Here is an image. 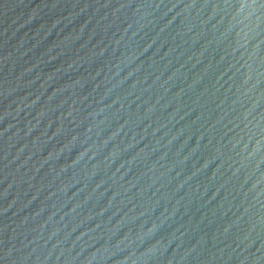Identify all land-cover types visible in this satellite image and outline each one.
Returning <instances> with one entry per match:
<instances>
[{
  "label": "water",
  "instance_id": "1",
  "mask_svg": "<svg viewBox=\"0 0 264 264\" xmlns=\"http://www.w3.org/2000/svg\"><path fill=\"white\" fill-rule=\"evenodd\" d=\"M0 264H264V0H0Z\"/></svg>",
  "mask_w": 264,
  "mask_h": 264
}]
</instances>
